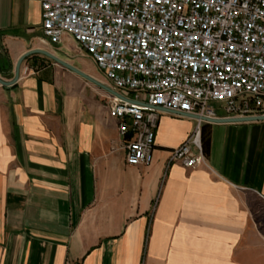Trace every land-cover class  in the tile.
<instances>
[{"label":"crops","instance_id":"0c3cea01","mask_svg":"<svg viewBox=\"0 0 264 264\" xmlns=\"http://www.w3.org/2000/svg\"><path fill=\"white\" fill-rule=\"evenodd\" d=\"M41 13L0 0L4 80L63 48ZM107 93L38 53L0 84V264H264V119L203 122L188 169L168 157L196 118L163 110L150 162L129 165Z\"/></svg>","mask_w":264,"mask_h":264},{"label":"built area","instance_id":"2783aa9c","mask_svg":"<svg viewBox=\"0 0 264 264\" xmlns=\"http://www.w3.org/2000/svg\"><path fill=\"white\" fill-rule=\"evenodd\" d=\"M42 31L71 36L108 86L129 165L147 164L159 113L196 116L169 162L203 164L200 128L264 106V0H40ZM28 69V67H24ZM220 104L224 116L216 113Z\"/></svg>","mask_w":264,"mask_h":264},{"label":"rangeland","instance_id":"374dc122","mask_svg":"<svg viewBox=\"0 0 264 264\" xmlns=\"http://www.w3.org/2000/svg\"><path fill=\"white\" fill-rule=\"evenodd\" d=\"M66 37H67L66 40L62 39L58 43L51 42V45H53V47L61 46V44H63L62 49H59V50L55 49L56 54H54V55L61 58L64 61L74 65L75 67L81 69L82 71H84L85 73L96 78L100 82H103L106 84V80L104 79L103 73L99 70L96 63L92 60V58L84 51V49L80 46V44H78L71 36L66 35ZM54 63L58 64L55 61H54ZM214 107L216 109L217 114L224 113L223 110L220 108V104L215 103ZM263 112H264V106L262 109H259L256 112H254L250 115H247L245 117L264 115ZM220 118H224V117H220ZM217 119H219V118H217ZM209 122H211V121H209ZM202 154L204 156L203 147H202Z\"/></svg>","mask_w":264,"mask_h":264},{"label":"water","instance_id":"95a60500","mask_svg":"<svg viewBox=\"0 0 264 264\" xmlns=\"http://www.w3.org/2000/svg\"><path fill=\"white\" fill-rule=\"evenodd\" d=\"M37 53L47 56L48 58H50V59L54 60L55 62H57L58 64H60L61 66L67 68L68 70L73 71L74 73L80 75L81 77L85 78L86 80H88V81L96 84L97 86L103 88L107 92L115 94V95H118L117 92H115L113 89H111L107 84H105L103 82H100L96 78H94L91 75L85 73L84 71H82L81 69L75 67L74 65L62 60L61 58L55 56L51 52H49L47 50H44V49H40V48L29 50L28 52H26L22 56H20V58L18 59V61L16 62V65H15V71H14L13 78L10 79V80H4L3 78L0 77V84L5 85V86H9V85L14 84L19 78L20 66H21L22 61L27 56L32 55V54H37ZM166 111H169V110H166ZM169 112H172V111H169ZM183 115L196 117V116L190 115V114H183ZM259 119H264V115L248 116V117H241V118H219V119H212L210 121L211 122H227V121H249V120H259Z\"/></svg>","mask_w":264,"mask_h":264},{"label":"trees","instance_id":"16d2710c","mask_svg":"<svg viewBox=\"0 0 264 264\" xmlns=\"http://www.w3.org/2000/svg\"><path fill=\"white\" fill-rule=\"evenodd\" d=\"M30 56V55H29ZM28 57V56H27ZM203 146H204V149H206V144H203Z\"/></svg>","mask_w":264,"mask_h":264}]
</instances>
